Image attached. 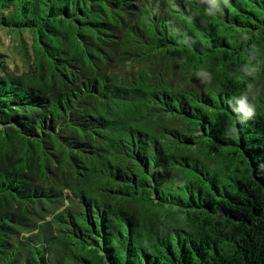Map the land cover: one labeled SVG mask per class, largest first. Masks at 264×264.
I'll use <instances>...</instances> for the list:
<instances>
[{
	"label": "trees",
	"instance_id": "obj_1",
	"mask_svg": "<svg viewBox=\"0 0 264 264\" xmlns=\"http://www.w3.org/2000/svg\"><path fill=\"white\" fill-rule=\"evenodd\" d=\"M0 27V264H264V0H0Z\"/></svg>",
	"mask_w": 264,
	"mask_h": 264
},
{
	"label": "rangeland",
	"instance_id": "obj_2",
	"mask_svg": "<svg viewBox=\"0 0 264 264\" xmlns=\"http://www.w3.org/2000/svg\"><path fill=\"white\" fill-rule=\"evenodd\" d=\"M7 31L6 28L0 27V52L8 56L10 67L21 71L25 69V64L21 61L18 54V47L14 35ZM24 35L25 40L28 41V47H30V35L25 33Z\"/></svg>",
	"mask_w": 264,
	"mask_h": 264
}]
</instances>
